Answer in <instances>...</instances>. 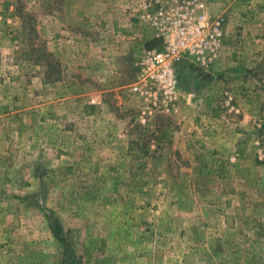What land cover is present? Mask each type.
<instances>
[{"label": "rangeland", "instance_id": "rangeland-1", "mask_svg": "<svg viewBox=\"0 0 264 264\" xmlns=\"http://www.w3.org/2000/svg\"><path fill=\"white\" fill-rule=\"evenodd\" d=\"M167 1L0 0V264H61L50 215L82 264H264V0H197L223 20L221 46L183 63L174 110L141 114L137 59L122 57L124 105L107 93L114 122L97 129L113 140L63 138L65 117L26 129L29 95L57 83L32 58L50 54L62 81L78 52L86 74L123 50L113 22L161 49L142 16Z\"/></svg>", "mask_w": 264, "mask_h": 264}, {"label": "built area", "instance_id": "built-area-1", "mask_svg": "<svg viewBox=\"0 0 264 264\" xmlns=\"http://www.w3.org/2000/svg\"><path fill=\"white\" fill-rule=\"evenodd\" d=\"M203 5L197 0H170L159 3L154 13L142 18L162 42L161 49L142 52L130 95L142 99L147 108L141 112H170L178 101L177 70L185 61L204 66L212 61L221 46L222 22L219 17L202 15ZM141 122L144 123L142 116Z\"/></svg>", "mask_w": 264, "mask_h": 264}, {"label": "crops", "instance_id": "crops-1", "mask_svg": "<svg viewBox=\"0 0 264 264\" xmlns=\"http://www.w3.org/2000/svg\"><path fill=\"white\" fill-rule=\"evenodd\" d=\"M112 25V37H121V40L124 41L123 50L120 52L116 50L114 53L113 48L109 47L97 56L92 57L90 60L91 68L87 71L88 73L85 72L86 74L80 66L83 64L78 52H73L72 58L65 56V59H73V64H75L70 68L69 76L55 83L49 91L29 95L24 111L26 129L30 128L32 130L33 127H36L35 123L37 122L43 125L51 122H62V118L65 117L67 118L66 121L75 123L76 126L72 127L73 131H69L68 128L56 131L63 138H66V135H72L71 137L82 139L113 140L112 132L108 130L99 132L97 130L100 125L107 126L110 121L114 122L112 115L109 113V104L106 101L109 96L107 93H114L117 104L124 105L120 94L126 96V91L122 92L123 87H119L117 83L113 82L116 80L113 75L117 74L119 76L129 69L126 64L129 61L125 59L136 57L139 60L144 51V45H141V50L138 51L142 42L135 32L136 26L134 24L120 26L117 22H113ZM139 40L140 43H138ZM135 41H137L138 47L134 45ZM107 60L109 61L106 64ZM112 60H114L113 63ZM137 60L134 61V67H136ZM86 75L87 78L85 79ZM189 95L190 93H186V96ZM186 106H191V104L185 102L182 107L185 108ZM36 116L39 117L37 120L35 119ZM76 127L81 128L79 131L81 136H76L75 132L77 131L74 130ZM46 131H48V128ZM46 131H43V134ZM52 131L54 129L50 130V132Z\"/></svg>", "mask_w": 264, "mask_h": 264}, {"label": "trees", "instance_id": "trees-1", "mask_svg": "<svg viewBox=\"0 0 264 264\" xmlns=\"http://www.w3.org/2000/svg\"><path fill=\"white\" fill-rule=\"evenodd\" d=\"M146 48L151 49L152 45L149 43L146 45ZM39 51V49L37 50ZM41 51V50H40ZM43 52V50H42ZM44 54L38 55L36 58L33 59V64L37 65L40 64L41 61H46V66L49 68L50 72L46 73L45 76L48 77L46 82L47 83H55L60 81L61 75V66L60 64L53 60L51 55L48 53L43 52ZM28 60V58H26ZM188 69L185 68V65H180L177 70V77L178 81L181 80V75ZM48 74V75H47ZM52 75V76H51ZM50 222V232L54 240L62 247L63 249V259L61 264H82L81 259L74 253V250L71 247L70 239L68 238L67 233L64 232L61 224L59 223L58 219L52 215L48 217Z\"/></svg>", "mask_w": 264, "mask_h": 264}]
</instances>
